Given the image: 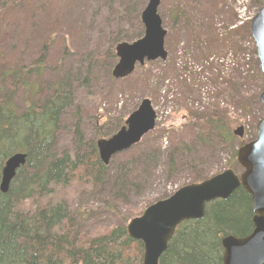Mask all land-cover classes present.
I'll return each mask as SVG.
<instances>
[{
  "label": "rangeland",
  "instance_id": "obj_1",
  "mask_svg": "<svg viewBox=\"0 0 264 264\" xmlns=\"http://www.w3.org/2000/svg\"><path fill=\"white\" fill-rule=\"evenodd\" d=\"M114 2L127 11L128 16L121 23L115 12L107 9L105 0H0V71L29 66L41 56L46 45L48 68L40 85L49 87L57 79L76 83L71 90L80 101L79 126L85 141L96 142L99 128L104 134L112 133L115 124L125 120L143 99L150 100L155 111V129L146 136L142 147L159 145L157 175L139 192L130 185L124 196L114 195L110 189L112 181L118 178L120 168L130 163L129 154L124 152L113 161L103 184H90L83 192H74L69 209L86 236L109 232L117 227L116 213L131 219L148 202L190 184L193 175L208 179L228 169L239 172L232 147L237 152L254 140L256 124L264 115L259 102L264 79L254 42L244 30L263 6L262 0H164L158 14L167 32V59L145 62L122 80L111 77V63L103 62L102 55L114 39L133 43L142 38L140 16L147 0ZM50 25L58 30L48 43ZM135 37L140 38L130 41ZM90 55L98 61L91 67L97 72L93 73L91 84L98 100L94 104L84 98L87 89H77L78 81L88 76ZM25 80L35 81L33 76ZM24 90L18 87L14 91L18 107L28 101ZM206 107L229 117L233 113L236 125L232 131L243 127V137H234L227 146L214 141V137L212 140L204 124L193 126L198 112ZM75 124L65 120L57 136L58 151L75 147L70 130ZM177 144L194 169L186 166L176 182L168 183L163 173L164 150L176 149ZM138 151L141 153L144 148H131L129 153L136 156ZM143 180L146 181L145 177Z\"/></svg>",
  "mask_w": 264,
  "mask_h": 264
},
{
  "label": "trees",
  "instance_id": "obj_2",
  "mask_svg": "<svg viewBox=\"0 0 264 264\" xmlns=\"http://www.w3.org/2000/svg\"><path fill=\"white\" fill-rule=\"evenodd\" d=\"M105 1L107 9L118 16L119 23L126 20L127 11L122 5L114 0ZM140 28L142 32L141 25ZM49 29L48 43L58 30L51 25ZM244 30L249 35L248 26ZM112 43L102 55L103 62L111 63L109 72L116 60L114 48L119 41L114 39ZM45 47L41 56L29 66L17 71H0V181L6 160L17 153L26 155L25 164L17 171L7 193L0 192V264H142L143 246L127 236L126 225L144 209L132 214L131 219L121 218L115 212L117 227L91 236L83 234L76 215L69 209L74 192H83L90 184L94 187L103 184L104 174L111 165L99 162L95 143L112 136L123 126L124 120L117 122L110 134L98 129L96 142L85 141L78 124L71 125L75 147L58 151V132L64 127L68 113L63 114L67 110H71L69 114H78L80 101L71 90L76 84L72 81L57 79L49 87L40 85L48 68ZM96 63L98 61L90 55L87 75L92 79L82 78L77 86V89H87L84 98L93 104L98 102L91 88L93 73L97 74L91 67ZM27 76H33L35 81L27 82ZM18 87L25 88L28 99L21 107L16 105L14 92ZM196 124H204L208 136L216 138L214 141L220 144L231 145L234 139L232 130L236 121L218 109L199 116ZM146 138L133 147L144 148L143 152L138 151L140 154L136 156L129 153L130 150L126 152L129 166L120 168L118 178L112 181V191L123 193L132 185L133 190L139 192L157 175L155 168L160 148L158 144L146 146L147 149L142 147ZM178 145L176 149L164 150L163 173L168 183L176 182L185 173L186 166H191L180 158ZM235 156L236 147H232L233 161ZM204 180L206 178L193 175L190 184ZM252 218L251 198L239 188L226 201L207 204L201 221L182 223L159 264H222L221 239L251 234Z\"/></svg>",
  "mask_w": 264,
  "mask_h": 264
},
{
  "label": "water",
  "instance_id": "obj_3",
  "mask_svg": "<svg viewBox=\"0 0 264 264\" xmlns=\"http://www.w3.org/2000/svg\"><path fill=\"white\" fill-rule=\"evenodd\" d=\"M163 0H148L141 14L143 37L133 43L116 45L117 63L111 77L122 80L129 77L137 65L157 60L165 61L166 31L158 15ZM263 6L252 17L249 33L255 45L260 72L264 79V0ZM264 110V89L259 95ZM156 116L149 100H142L115 135L97 142L99 156L107 165L112 155L129 150L155 127ZM243 136V128L234 132ZM26 155L11 156L1 171L0 192L6 194L16 172L24 166ZM237 162L242 173L226 170L198 184L184 186L167 199L147 207L140 217L132 219L126 227L130 239L143 246L142 264H158L167 249L176 228L183 222L201 221L205 206L216 200L226 201L240 187L251 198L253 231L238 238L226 236L221 240L222 264H264V116L256 124V138L237 151Z\"/></svg>",
  "mask_w": 264,
  "mask_h": 264
},
{
  "label": "bare ground",
  "instance_id": "obj_4",
  "mask_svg": "<svg viewBox=\"0 0 264 264\" xmlns=\"http://www.w3.org/2000/svg\"><path fill=\"white\" fill-rule=\"evenodd\" d=\"M164 1V0H163ZM162 1V2H163ZM147 5V4H146ZM146 7V6H145ZM144 11V10H143ZM243 25V24H242ZM88 79H89V77L88 76H86ZM86 77H84V78H86ZM90 79H92V78H90ZM83 86V85H82ZM80 88H82V87H80ZM83 88H84V86H83ZM205 111H206V113H210V112H213V110H211L209 107L207 108L206 107V109H204ZM203 109H201V112H198V116H201V115H203V113H205V111H204ZM71 110H67L64 114H63V116H65V114H67V120H69V121H75V122H77V124H78V127L80 128V126H79V115L78 114H75V113H73V114H69V112H70ZM73 111V110H72ZM231 114H233V113H231ZM230 114V118H233V116L234 115H231ZM118 122H120V123H122L123 122V120H119ZM125 124V120H124V123H123V125ZM192 124H193V126H194V124H196V120H193L192 121ZM197 125H199V124H197ZM123 127V126H122ZM122 127H120L117 131H119ZM100 129V128H99ZM100 131H103V130H101L100 129ZM61 132V130L58 132V134ZM95 146H96V153H97V158H98V160H99V162L102 164V165H104L103 164V162H102V160H101V158H100V156H99V151H98V148H97V145H96V143H95ZM120 155V153H116V154H114V155H112L111 157H110V159H109V162H108V164L107 165H104V166H109V165H112L113 164V161L114 160H116L117 158H118V156ZM183 161H185V162H187V160H188V157L187 156H184V155H181V157H180ZM160 159V158H159ZM158 159V160H159ZM166 162H165V159H163V165L165 164ZM188 169H193V168H191V166H189L188 167ZM106 174L107 173H105L104 175L106 176ZM111 189V191H112V188H110ZM126 189H125V192H119L122 196H124V193H126ZM112 193L113 194H116V193H118V192H114V191H112ZM118 193V194H119ZM160 199H158V200H156V199H154L153 201H151L150 203H149V205L150 204H154V203H156L157 201H159ZM224 238V237H223ZM222 238V239H223ZM221 239V240H222Z\"/></svg>",
  "mask_w": 264,
  "mask_h": 264
}]
</instances>
